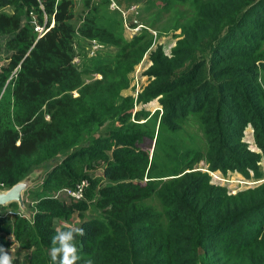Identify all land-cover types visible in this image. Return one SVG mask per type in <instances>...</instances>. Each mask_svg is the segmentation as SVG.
Masks as SVG:
<instances>
[{
	"label": "trees",
	"instance_id": "16d2710c",
	"mask_svg": "<svg viewBox=\"0 0 264 264\" xmlns=\"http://www.w3.org/2000/svg\"><path fill=\"white\" fill-rule=\"evenodd\" d=\"M19 1L25 15L35 14V24L45 23L49 29L37 38L15 11L0 12V38L5 37L11 54L6 75L0 74V91L11 77L7 84L13 99L12 108L4 110L0 102L1 190L56 159L62 150L75 147L95 118L92 103L80 104L76 99L77 103L64 93L78 83L72 49L75 31L69 22L73 1ZM11 4L0 0V7ZM92 11L95 14L77 30L85 37L98 31L97 7ZM149 59L154 78L135 102L163 96L162 127L180 131L186 118L195 117L205 134L211 170L230 169L246 178L252 174L256 181L263 179L259 162L264 159V0H200L177 49L168 56L158 48ZM247 127L253 130L261 157L244 141ZM109 134L111 139L95 138L53 165L40 187L42 199L32 220L0 217V229L7 225V233L29 254L24 256H29L27 264H53L52 238L57 229L69 228L86 233L76 237L78 264L89 260L92 264H264V180L230 194L206 174L178 162V157L176 169L133 181L140 175L132 169L135 159L125 151L129 141ZM170 148L173 151V145ZM167 154L171 159L173 153ZM102 161H107L101 171L107 184L89 173ZM141 165L146 167L147 160ZM81 183H86L84 200L68 204L51 195L44 197ZM92 199L101 216H107L104 221L83 220L78 227L55 224L56 220L68 223L70 213L86 210ZM155 199L160 211L152 203ZM6 206L18 207L15 202ZM0 246L5 244L0 241ZM12 264H19V259Z\"/></svg>",
	"mask_w": 264,
	"mask_h": 264
},
{
	"label": "rangeland",
	"instance_id": "374dc122",
	"mask_svg": "<svg viewBox=\"0 0 264 264\" xmlns=\"http://www.w3.org/2000/svg\"><path fill=\"white\" fill-rule=\"evenodd\" d=\"M12 4L0 7V12L13 14L16 12L28 27L30 33H34L33 26L37 21L35 14L25 15V7L19 0H11ZM72 25L75 34L72 40L73 64L77 72L74 89L64 93L69 95L70 100L83 104L85 102L94 105V122L90 123L80 135L78 144L75 147L62 150L56 159L47 161L30 174L33 182L24 194L25 211L23 215L32 220V215L37 209V203L42 198L40 187L43 180L53 165L60 163L61 158L72 149L93 143L95 138H109V132L125 137L129 141L125 151L132 155L133 170H139L138 179L133 181H147L150 176H158L160 173H168L174 170L176 158L178 162H186L189 169L200 171L209 177V181L224 187L230 194L239 190L253 187L263 179L256 181L252 174L246 178L243 174L230 169L214 171L210 169L208 162V145L205 134L195 117H188L182 123L180 131H167L162 127L160 118L162 114L161 101L164 97L156 95L147 101L135 102L136 97L153 80L151 66L152 61L149 54L160 48L164 55H171L177 49L179 42L183 38L184 32L189 29L194 20V10L200 0H72ZM206 1V0H201ZM115 3L119 9L127 14L126 20L116 10L111 8V3ZM97 7L98 31H94L93 37H85L77 32L84 25L85 19L94 15L92 8ZM133 8V10H132ZM15 11V12H14ZM29 19V20H28ZM48 18L43 16V21ZM36 32V31H35ZM5 37L0 38V74L6 75L4 68L9 67L10 53L8 46L4 43ZM7 82L2 85L0 91V102L2 109L12 108L13 99L11 86ZM58 94V87L54 88ZM145 95V94H144ZM80 99V100H76ZM72 108L74 105L72 104ZM129 110H131L129 114ZM73 111L70 110V113ZM107 114H104V113ZM126 113L124 120H119V116ZM1 114V113H0ZM112 134V135H113ZM132 136V137H131ZM114 142L115 140L112 139ZM244 141L248 148L262 156L261 151L256 146L253 137V130L247 127ZM173 145V151L171 146ZM108 158L111 152L104 149ZM173 153L171 159L168 154ZM176 152V153H174ZM144 153V154H142ZM147 160V166L143 168L141 164ZM107 161H102L93 166L89 173L91 176L107 184V179L102 176V168ZM260 172L264 173V159L259 162ZM96 175V176H95ZM263 176V175H262ZM31 177V176H30ZM136 177V176H135ZM167 180L170 178H162ZM57 192V191H56ZM55 192V193H56ZM45 194L44 197H51L73 204L72 199L62 193L55 195ZM43 197V198H44ZM160 211L159 200L152 201ZM72 209V208H70ZM19 208L16 206H6L0 208V217L14 218L19 215ZM106 210L102 209V214ZM67 219L56 220L58 227H78L83 220L101 219L100 209H97L95 199L88 202L86 210H73ZM63 219V217H62ZM6 224L12 223L10 220ZM59 223V224H58ZM8 224V225H10ZM9 228L0 229V241L8 250L12 261L19 259V264H27L29 255L11 234Z\"/></svg>",
	"mask_w": 264,
	"mask_h": 264
},
{
	"label": "clouds",
	"instance_id": "9594fccd",
	"mask_svg": "<svg viewBox=\"0 0 264 264\" xmlns=\"http://www.w3.org/2000/svg\"><path fill=\"white\" fill-rule=\"evenodd\" d=\"M81 200H84V198ZM23 214L24 213L19 210V215L25 217ZM85 235L86 233L82 228H69L67 230L57 229L55 235L52 238V247L50 250L53 264H78L80 256L75 241L77 236L82 237ZM0 264H12V257L10 256L8 250L3 246H0ZM88 264H92V261L89 260Z\"/></svg>",
	"mask_w": 264,
	"mask_h": 264
},
{
	"label": "water",
	"instance_id": "95a60500",
	"mask_svg": "<svg viewBox=\"0 0 264 264\" xmlns=\"http://www.w3.org/2000/svg\"><path fill=\"white\" fill-rule=\"evenodd\" d=\"M33 177L32 175H28L23 180L18 181L8 189H0V208L5 207L11 202H15L17 203L20 211L25 213L26 211L23 196L24 193L31 187L34 179Z\"/></svg>",
	"mask_w": 264,
	"mask_h": 264
},
{
	"label": "built area",
	"instance_id": "2783aa9c",
	"mask_svg": "<svg viewBox=\"0 0 264 264\" xmlns=\"http://www.w3.org/2000/svg\"><path fill=\"white\" fill-rule=\"evenodd\" d=\"M111 8L116 9L122 15L123 19L126 20L127 14L121 11L115 3L113 2L111 3ZM48 29L49 27H46L45 23L42 25H37V24L34 25V30L37 32V38L42 36ZM85 188H86V183H81V184L76 185L73 188L59 189L55 193V195L62 193V195H65L72 200L79 201L84 198L83 193H84Z\"/></svg>",
	"mask_w": 264,
	"mask_h": 264
}]
</instances>
